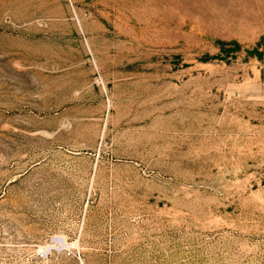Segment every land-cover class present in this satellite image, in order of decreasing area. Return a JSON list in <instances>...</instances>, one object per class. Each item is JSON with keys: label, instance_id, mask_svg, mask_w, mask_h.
Instances as JSON below:
<instances>
[{"label": "rangeland", "instance_id": "obj_1", "mask_svg": "<svg viewBox=\"0 0 264 264\" xmlns=\"http://www.w3.org/2000/svg\"><path fill=\"white\" fill-rule=\"evenodd\" d=\"M0 264H264V0H0Z\"/></svg>", "mask_w": 264, "mask_h": 264}, {"label": "bare ground", "instance_id": "obj_2", "mask_svg": "<svg viewBox=\"0 0 264 264\" xmlns=\"http://www.w3.org/2000/svg\"><path fill=\"white\" fill-rule=\"evenodd\" d=\"M56 239H57V238H56ZM56 239H55V240H56ZM58 241H60V240H58ZM58 241H57L56 243H58ZM62 242H63V241H62ZM62 242H59V245H60V246H63L64 244L67 246L66 239H64V242H63V243H62ZM54 245H55V244H54ZM59 245L57 244V246H59ZM50 247H51V246H50ZM50 247H47V250H49ZM52 247H55V246H52ZM51 249H52V248H51ZM41 250H42V249H41Z\"/></svg>", "mask_w": 264, "mask_h": 264}]
</instances>
